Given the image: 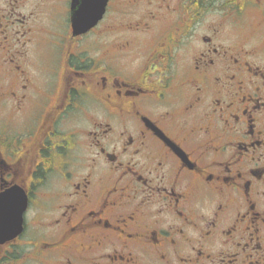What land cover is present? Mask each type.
Wrapping results in <instances>:
<instances>
[{
	"label": "flooded vegetation",
	"instance_id": "af4514ba",
	"mask_svg": "<svg viewBox=\"0 0 264 264\" xmlns=\"http://www.w3.org/2000/svg\"><path fill=\"white\" fill-rule=\"evenodd\" d=\"M84 8L0 0V264H264V0Z\"/></svg>",
	"mask_w": 264,
	"mask_h": 264
},
{
	"label": "water",
	"instance_id": "95a60500",
	"mask_svg": "<svg viewBox=\"0 0 264 264\" xmlns=\"http://www.w3.org/2000/svg\"><path fill=\"white\" fill-rule=\"evenodd\" d=\"M108 0H83V6H85V12L78 11L74 14L73 17V29L74 34H81L88 31L103 18V15L106 10ZM86 3V4H85ZM27 207V199L21 198V207L17 211H13L9 217L5 218H15L16 226H6L0 227V237L2 240L10 238L22 231L23 229V213ZM9 231H13L8 234Z\"/></svg>",
	"mask_w": 264,
	"mask_h": 264
},
{
	"label": "rangeland",
	"instance_id": "374dc122",
	"mask_svg": "<svg viewBox=\"0 0 264 264\" xmlns=\"http://www.w3.org/2000/svg\"><path fill=\"white\" fill-rule=\"evenodd\" d=\"M106 22H110V20L107 19Z\"/></svg>",
	"mask_w": 264,
	"mask_h": 264
}]
</instances>
